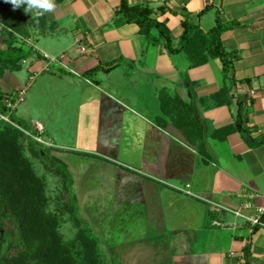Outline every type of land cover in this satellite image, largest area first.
Listing matches in <instances>:
<instances>
[{
  "label": "crops",
  "instance_id": "0c3cea01",
  "mask_svg": "<svg viewBox=\"0 0 264 264\" xmlns=\"http://www.w3.org/2000/svg\"><path fill=\"white\" fill-rule=\"evenodd\" d=\"M121 2L55 0L28 38L29 85L60 90L66 105L72 90L75 146L51 144L77 215L104 264H264V227L250 220L264 208V0H128L155 11L174 48L184 22L205 33L221 23L238 57L228 73L152 44ZM173 103L196 124H177ZM49 122L32 130L50 135Z\"/></svg>",
  "mask_w": 264,
  "mask_h": 264
},
{
  "label": "trees",
  "instance_id": "16d2710c",
  "mask_svg": "<svg viewBox=\"0 0 264 264\" xmlns=\"http://www.w3.org/2000/svg\"><path fill=\"white\" fill-rule=\"evenodd\" d=\"M119 13L128 23L139 25L141 33L147 36L152 44H164L172 55L185 52L194 67L201 66L210 59H220L225 72L228 73L234 60L238 59L236 55L227 53L222 45L221 34L226 27L221 23L205 33L184 22L180 44L178 48H174L167 24L153 18V9L131 6L128 0H122ZM34 18V13L26 14L23 7L13 10L10 3L0 0V24L5 29V40L8 41L7 49L0 48V80L6 77L8 71L21 70L22 63L31 55L32 50H26L23 45L18 46L17 40L30 38ZM152 30H157L158 36H152ZM14 53L15 56H12ZM96 72L89 71L84 76L89 79ZM17 99L0 90V111L5 115L13 114L6 101L16 103ZM189 109L183 113V105L173 103L167 113L175 118L177 124L184 125L186 122L192 126L197 121L193 110ZM244 111L241 107L237 127L245 132L242 120ZM12 121L24 128L13 116ZM32 133L37 134L34 131ZM24 138V134L15 127L0 121V264H104L98 241L77 216L72 201L70 179L61 167H55L54 171L62 179L61 196L58 197L55 211H48L46 185L36 175L29 160L24 157L21 148ZM27 139L29 149L35 157L43 158L47 155V149L42 144L31 137ZM67 211L74 214L75 226L78 228L77 241L71 244L72 246L64 243L63 236L58 231L61 218ZM38 237L48 239L49 245L45 249L33 250L32 240ZM69 247L77 248V254L70 252Z\"/></svg>",
  "mask_w": 264,
  "mask_h": 264
},
{
  "label": "rangeland",
  "instance_id": "374dc122",
  "mask_svg": "<svg viewBox=\"0 0 264 264\" xmlns=\"http://www.w3.org/2000/svg\"><path fill=\"white\" fill-rule=\"evenodd\" d=\"M4 27L0 24V48L7 49V40H5ZM37 38V37H36ZM17 45L25 47H30V40H23L19 38L17 40ZM41 48V46H40ZM15 56V53L12 55ZM19 57V56H18ZM22 69L19 71H10L8 76L4 77L0 80V90L7 94L13 96V99L19 98L20 92H24L23 101L18 103L16 109L12 111L13 114L5 115L0 111V121L8 123L15 127L17 130L24 134V139L21 141L23 147H21L24 151L25 159H28L30 165L36 175L45 182L46 187V195L49 198V209L48 211L53 213L55 211V207L58 205V200L62 191V179L55 174V169L57 167H61L63 170H66L61 163V161L56 158L54 153V147L51 144L52 141L55 142L58 146L65 144V146H75L74 145V123L75 119L73 117V99L70 96L72 90L65 89L66 94H68L69 105L65 104L64 97L59 94V91L56 88L52 90L49 88V92L43 88V85L39 83H35L29 85L30 73L28 72L27 59L22 63ZM43 80H41L42 82ZM51 90V91H50ZM56 90V91H55ZM64 92V94H65ZM18 100V99H17ZM28 115H34L36 119L44 124L50 123L51 121L54 125L56 124V128L50 130V135L46 133L43 135V139L52 146L43 145L45 149H47V155L43 158L35 157L29 149V138L27 131L32 130V123L30 119H27ZM12 116L14 120L23 125L24 128L20 127L17 123L12 121ZM6 118L9 121L3 119ZM73 117V118H72ZM57 121V123H56ZM34 129V128H33ZM37 141V140H36ZM50 141V142H49ZM38 142V141H37ZM39 143V142H38ZM41 144V143H40ZM56 167V168H55ZM69 173L70 172H66ZM71 176V175H70ZM71 188V186H70ZM76 204V203H75ZM77 210V209H76ZM74 214L67 211L65 216L59 223V233L63 236L64 243L66 245L72 246L74 242L77 240L78 236V228L75 226V217ZM78 216V215H77ZM97 221V219H93ZM84 226L87 228L91 227V222L85 220ZM94 236L98 238V236L94 233ZM49 245L48 239L44 237L33 238L31 246L33 250L45 249ZM75 247V246H74ZM69 247V251L77 254V248ZM70 249H73L72 251ZM100 251L103 252L102 246L100 247Z\"/></svg>",
  "mask_w": 264,
  "mask_h": 264
},
{
  "label": "built area",
  "instance_id": "2783aa9c",
  "mask_svg": "<svg viewBox=\"0 0 264 264\" xmlns=\"http://www.w3.org/2000/svg\"><path fill=\"white\" fill-rule=\"evenodd\" d=\"M23 97H24V92H20L19 98L16 101V103H13L11 100H7L6 101L7 107L11 111L15 110L17 104L23 101ZM3 119L9 121L8 119H6L4 117H3ZM35 130L37 131V134H33L31 131H27L28 136L31 137V138H33V139H35V140H37L41 144L52 146V145H50L49 143H47L43 139L42 136H43L44 128H43V126L41 124H37L35 126ZM188 194H190V192H188ZM250 198L253 201V199L255 198V196L254 195H250ZM252 201L246 204L247 208L254 209V204H253ZM216 207H219V206L216 205ZM237 214H239V213H237ZM263 219H264V208H258V209H256V215L254 217H252L250 220H251V222L255 226H259L261 228V227H264V221H263Z\"/></svg>",
  "mask_w": 264,
  "mask_h": 264
},
{
  "label": "clouds",
  "instance_id": "9594fccd",
  "mask_svg": "<svg viewBox=\"0 0 264 264\" xmlns=\"http://www.w3.org/2000/svg\"><path fill=\"white\" fill-rule=\"evenodd\" d=\"M10 3L13 10L23 7L26 14L34 13L35 16H43L53 12L56 8L55 0H4Z\"/></svg>",
  "mask_w": 264,
  "mask_h": 264
}]
</instances>
